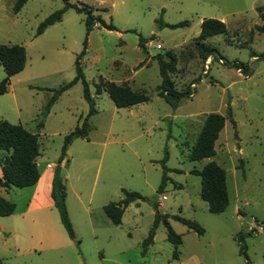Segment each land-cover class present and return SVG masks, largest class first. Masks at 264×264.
I'll list each match as a JSON object with an SVG mask.
<instances>
[{
  "label": "rangeland",
  "instance_id": "374dc122",
  "mask_svg": "<svg viewBox=\"0 0 264 264\" xmlns=\"http://www.w3.org/2000/svg\"><path fill=\"white\" fill-rule=\"evenodd\" d=\"M16 1L0 0V45H22L26 62L0 94V119L38 134L39 171L47 163L59 166L74 237L55 207L29 211L33 185L0 186L15 205L12 215L0 216V264H264V33L254 29L264 24L258 10L264 0H69L95 8L115 26L96 23L88 34L85 13L73 6L36 34L65 1L27 0L15 12ZM203 18L221 20L228 31L204 40L215 48L208 57L196 38ZM184 20L181 27L165 25ZM81 52L95 108L89 116L81 81L65 86ZM167 52L176 59L169 73L175 88H191L178 101L158 94L154 56ZM5 75L0 64V80ZM100 77L144 91L148 100L118 108L106 92L95 93ZM211 112L225 116L215 154L190 159ZM83 121L87 136L73 139L58 164L65 135ZM165 152L168 180L158 192ZM210 161L225 171L228 205L220 213L208 211L200 175L192 172ZM124 191L144 199L125 207L114 225L103 206ZM156 211L161 217L154 225ZM175 215L196 221L203 234ZM163 217L180 234L179 245L167 240ZM152 229V243L142 246Z\"/></svg>",
  "mask_w": 264,
  "mask_h": 264
},
{
  "label": "trees",
  "instance_id": "16d2710c",
  "mask_svg": "<svg viewBox=\"0 0 264 264\" xmlns=\"http://www.w3.org/2000/svg\"><path fill=\"white\" fill-rule=\"evenodd\" d=\"M27 0H17L13 6L15 12H17L21 6ZM63 7L53 11L38 25L36 34L42 33L46 27L61 20L62 14L65 10L73 6L77 11L85 13V28L86 34L98 23L108 30L115 29V26L109 22L106 23L99 14L95 15L94 9L91 6H76L64 0ZM101 10L107 11V7H102ZM258 10L260 14L264 15L263 7L259 6ZM188 21L184 20L175 24L165 23L169 27H181L187 25ZM254 29L257 32L264 33V24L255 25ZM227 27L224 22L216 18H203L200 23V32L197 38V44L203 53H206L205 57H208L212 52H215L214 47L206 45L204 40L212 35L226 34ZM86 42V41H85ZM139 45H143V38L139 36ZM264 59V52L260 55ZM81 57L82 52L76 55L74 61L75 75L73 79L65 86H70L77 81H81L83 89L82 95L86 101L89 109L87 116L95 112L94 101L88 89L87 82L84 79V75L81 69ZM155 59L158 63L159 74L161 82L158 85V94L165 98L166 101H178L181 97L190 96L191 88L186 87L182 90H177L174 86L173 80L169 73L172 67L176 63L174 55L170 53L156 54ZM26 62L25 48L19 44L0 45V64L5 71V77L0 80V94L7 91L9 84V77L20 72ZM143 63V62H142ZM140 63V65L142 64ZM232 65L238 66L236 62H232ZM106 92L109 98L113 101L114 105L118 108L129 107L138 103L148 100V95L144 91H138L132 89L128 84H119L111 80L99 78V81L95 84V93L99 94ZM228 116H231L230 110L227 111ZM86 120V119H85ZM225 116L217 112L208 113L204 119L201 130L198 134L194 148L190 152V159H203L211 157L215 154L214 142L218 137L219 132L224 126ZM87 136L86 123L83 121L81 125L76 126L73 130L67 133L64 137V143L61 148L62 155L58 158V164L63 160V154L66 151L67 146L75 138H85ZM0 151L5 152L3 160L0 161V186L7 188L10 186L26 187L35 184L40 176V173L36 164V157L40 153L38 134L27 130L21 124H12L6 120H0ZM167 158V152H165L164 158L161 160L162 164V177L157 191L161 192L164 184L168 180V168L165 165ZM58 168V167H57ZM55 169L51 182L50 197L53 201L54 207L57 209L60 221L64 226L67 234L73 238L74 232L71 223L68 218L65 196L66 189L64 181L59 174V170ZM192 172L199 174L201 178V190L200 196L208 204V211L210 213H220L228 205V198L225 185V171L216 162L210 161L203 166L201 170L193 169ZM124 197L117 202H110L103 206V211L114 225L121 223L122 214L124 208L132 202H138L143 200L144 197L138 192L124 191ZM156 206V204H155ZM15 205L5 197L0 195V216H8L14 211ZM160 214L155 212L154 225L160 219ZM174 219L181 222L189 230H193L198 234H203L204 229L194 220L175 215ZM162 222L166 227L167 240L173 243L175 246L181 243L180 234L176 233L167 221L166 217L162 218ZM264 229V224L261 225ZM153 229L149 232L148 236L142 241V246H148L153 240ZM144 255V251H142ZM177 257L176 250L173 253V258Z\"/></svg>",
  "mask_w": 264,
  "mask_h": 264
},
{
  "label": "crops",
  "instance_id": "0c3cea01",
  "mask_svg": "<svg viewBox=\"0 0 264 264\" xmlns=\"http://www.w3.org/2000/svg\"><path fill=\"white\" fill-rule=\"evenodd\" d=\"M0 120H4V119H0ZM65 163H66V161H65ZM36 164H37V168H38L39 164L37 161H36ZM61 164H62V162H61ZM57 167L59 168V166H57L53 163H47L45 166H43L41 171H39V169H38L40 176H39L37 182L35 184H33L35 190L32 193L31 199L29 201V205H28L29 211H31V210H42V209H46V208H51L52 206L54 207L53 201L50 197V189H51V182H52V178L54 175V171ZM0 174H1V171H0ZM10 187H7V188L3 187V188L9 189ZM65 189H66V187H65ZM10 215H12V214H10ZM52 247L56 248L58 246L53 245Z\"/></svg>",
  "mask_w": 264,
  "mask_h": 264
},
{
  "label": "built area",
  "instance_id": "2783aa9c",
  "mask_svg": "<svg viewBox=\"0 0 264 264\" xmlns=\"http://www.w3.org/2000/svg\"><path fill=\"white\" fill-rule=\"evenodd\" d=\"M156 48L159 49V48H161V46H160L159 44H157V45H156ZM208 63H209V61L207 60L205 66H207ZM260 227H262V226L260 225Z\"/></svg>",
  "mask_w": 264,
  "mask_h": 264
}]
</instances>
